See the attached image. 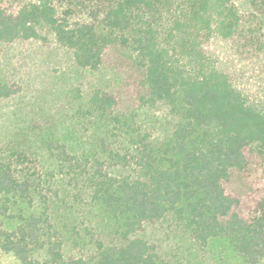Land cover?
Wrapping results in <instances>:
<instances>
[{"label":"trees","instance_id":"obj_1","mask_svg":"<svg viewBox=\"0 0 264 264\" xmlns=\"http://www.w3.org/2000/svg\"><path fill=\"white\" fill-rule=\"evenodd\" d=\"M247 1L248 13L237 0H0L1 41L51 33L91 69L119 47L143 70L149 101L170 113L163 136L113 117L95 162L60 155L77 169L60 203L14 160L0 161L2 250L22 264H194L220 242L247 264L264 262V100L211 50L226 42L238 72L264 82V0ZM16 93L0 81V98ZM91 102L107 120L118 100L98 90ZM159 222L189 239L188 258L145 236Z\"/></svg>","mask_w":264,"mask_h":264},{"label":"rangeland","instance_id":"obj_2","mask_svg":"<svg viewBox=\"0 0 264 264\" xmlns=\"http://www.w3.org/2000/svg\"><path fill=\"white\" fill-rule=\"evenodd\" d=\"M237 3L243 13L252 10L247 0ZM42 35L44 38L11 43L0 40V81L17 89L16 94L0 98V161L14 160L34 186L45 196L60 198V203L69 174L77 170L60 155L80 157L84 153L95 162L97 153L105 149L104 136L112 137L115 132L117 121L113 117L122 121L119 126L155 129L163 136L170 128V113L166 103L149 101L142 84L143 70L133 66L121 48L107 49L101 66L91 69L79 66L73 51L53 34ZM211 50L251 98L264 100V82L251 73H239L242 66L226 42L215 39ZM98 90H107L118 100L107 120L91 102ZM231 187L239 192L242 179L237 178ZM54 207L60 212L59 205ZM77 207L83 209L82 205ZM145 236L166 251L189 256L192 244L169 222L148 225ZM193 260L194 264H247L220 242H213ZM0 264L22 263L0 246Z\"/></svg>","mask_w":264,"mask_h":264}]
</instances>
